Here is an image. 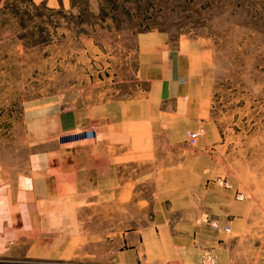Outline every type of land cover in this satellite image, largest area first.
I'll return each instance as SVG.
<instances>
[{
  "label": "rangeland",
  "instance_id": "obj_1",
  "mask_svg": "<svg viewBox=\"0 0 264 264\" xmlns=\"http://www.w3.org/2000/svg\"><path fill=\"white\" fill-rule=\"evenodd\" d=\"M155 228L264 264V0H0V264Z\"/></svg>",
  "mask_w": 264,
  "mask_h": 264
},
{
  "label": "crops",
  "instance_id": "obj_2",
  "mask_svg": "<svg viewBox=\"0 0 264 264\" xmlns=\"http://www.w3.org/2000/svg\"><path fill=\"white\" fill-rule=\"evenodd\" d=\"M177 57L170 55L172 60H175ZM175 71L177 73L180 72L178 67L177 70L174 69ZM175 90V88L173 89L170 86L166 87L164 84L158 85V91L161 94L167 91V93L170 92L173 95V92H176ZM179 92L181 90H178L177 94L175 93L174 95L181 94ZM157 231L155 228L151 230H135L126 233L123 238L125 247L118 253V264H200L202 259L201 251L203 252L205 250L202 244L198 243V248L188 247V250L185 251L186 249L184 250L183 247L186 246H182L183 238L173 237L167 231L166 240H162L161 234L159 235ZM217 239V236H215L213 242L207 247L213 252H215V242Z\"/></svg>",
  "mask_w": 264,
  "mask_h": 264
},
{
  "label": "built area",
  "instance_id": "obj_3",
  "mask_svg": "<svg viewBox=\"0 0 264 264\" xmlns=\"http://www.w3.org/2000/svg\"><path fill=\"white\" fill-rule=\"evenodd\" d=\"M198 136H199V132H195V133H190L189 134V138H190V140H191L192 143H195L196 142V140L198 139ZM212 227L213 228H216V229H220L221 228V226L219 225V223L216 222V221L213 222ZM221 230H223V231H225L227 233L231 232L230 231V227L229 228L228 227H224V228H221ZM206 262H208L210 264H216V257L213 256L211 253H209L206 256Z\"/></svg>",
  "mask_w": 264,
  "mask_h": 264
}]
</instances>
